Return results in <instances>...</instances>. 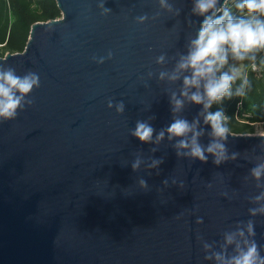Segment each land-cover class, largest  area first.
<instances>
[{
	"label": "water",
	"instance_id": "95a60500",
	"mask_svg": "<svg viewBox=\"0 0 264 264\" xmlns=\"http://www.w3.org/2000/svg\"><path fill=\"white\" fill-rule=\"evenodd\" d=\"M55 1L0 57L37 80L0 116V264H232L253 244L264 264V135L214 136L206 79L180 67L229 0Z\"/></svg>",
	"mask_w": 264,
	"mask_h": 264
},
{
	"label": "clouds",
	"instance_id": "9594fccd",
	"mask_svg": "<svg viewBox=\"0 0 264 264\" xmlns=\"http://www.w3.org/2000/svg\"><path fill=\"white\" fill-rule=\"evenodd\" d=\"M216 2L217 0H199L196 10L203 15L214 8ZM238 7L246 8L250 13L259 11L264 14V0H244L243 4L238 5ZM225 45L230 46L234 57L239 60H243L246 54L255 49L264 48V21L243 19L234 21L229 18L223 22V17L215 20L210 17L205 19L198 39L193 42V50L180 67H190L193 70L192 78H185V85H198L200 79H206L204 88L209 101L205 105L206 108L225 95H231V84L238 74V71L233 69V74L222 73L218 78L215 76L219 68L227 62ZM36 83L37 80L34 77L20 78L11 71L0 73V116L6 118L14 116L20 103V99L15 96L14 90L26 94L31 91ZM192 100L200 103L201 97L199 94H195L192 96ZM176 103L179 106L180 102L177 101ZM224 119V114L221 111L209 113L206 117V122L211 124L214 136L224 138L228 132L223 123ZM189 130V125L183 120H177L168 128V132L175 136H183ZM152 133L153 129L150 126L138 123L134 135L141 141H148L151 139ZM160 135L163 136V133ZM193 145L192 155L204 160L203 151L200 146L195 144V139ZM181 146L186 147L187 145L182 141ZM217 149L220 150L221 154L223 153V145L221 144H213L208 147L207 151L212 153ZM254 174L259 176V170H255ZM256 259L257 249L253 244L246 253L234 257L232 264H256Z\"/></svg>",
	"mask_w": 264,
	"mask_h": 264
},
{
	"label": "trees",
	"instance_id": "16d2710c",
	"mask_svg": "<svg viewBox=\"0 0 264 264\" xmlns=\"http://www.w3.org/2000/svg\"><path fill=\"white\" fill-rule=\"evenodd\" d=\"M229 1L218 18L228 20L229 10L232 15L234 11L241 9L247 16L245 20L264 21V14L261 12L250 13L246 8L235 5L231 8L227 6ZM243 2L241 0L239 5ZM60 18L61 12L55 0H0V57L23 52L33 24ZM229 58L234 61V65L226 71L217 72V76L222 73L233 74L232 69L237 65L241 66V73L231 84V95L212 102L209 113L223 112V123L232 134L252 135L254 125H264V48L253 50L243 60L236 59L232 54ZM253 64L260 68V76L254 74Z\"/></svg>",
	"mask_w": 264,
	"mask_h": 264
},
{
	"label": "rangeland",
	"instance_id": "374dc122",
	"mask_svg": "<svg viewBox=\"0 0 264 264\" xmlns=\"http://www.w3.org/2000/svg\"><path fill=\"white\" fill-rule=\"evenodd\" d=\"M239 3H241V0H231L229 1V3L227 4V6H231L234 7L235 6H238ZM227 14V13H226ZM218 17L216 18H213V20L217 19ZM229 18H231L232 20L234 21H238V20H245L247 18V16L245 14L242 13V10L241 9H237L236 11H234L231 15L230 13V10H229ZM227 20H225L223 18V22H226ZM225 48V53H226V56H227V62L219 68V70L217 72H223V71H226L228 68H230V66L234 65V61H232L229 56L231 55L230 54V51H231V48L229 45H225L224 46ZM233 69H236L238 71V74L239 75L241 73V66L240 65H237V66H234ZM233 69H232V73H233ZM216 72V73H217ZM236 75V76H237ZM253 131L254 133L252 135H264V125H261V124H256L254 125L253 127Z\"/></svg>",
	"mask_w": 264,
	"mask_h": 264
},
{
	"label": "built area",
	"instance_id": "2783aa9c",
	"mask_svg": "<svg viewBox=\"0 0 264 264\" xmlns=\"http://www.w3.org/2000/svg\"><path fill=\"white\" fill-rule=\"evenodd\" d=\"M230 54H232L233 55V53H232V51H230ZM252 70H253V72H254V74L256 75V76H260L261 74V70H260V68L256 65V64H253L252 65Z\"/></svg>",
	"mask_w": 264,
	"mask_h": 264
}]
</instances>
